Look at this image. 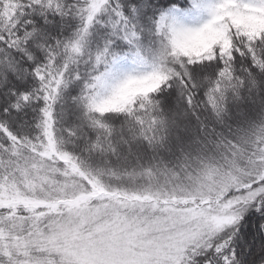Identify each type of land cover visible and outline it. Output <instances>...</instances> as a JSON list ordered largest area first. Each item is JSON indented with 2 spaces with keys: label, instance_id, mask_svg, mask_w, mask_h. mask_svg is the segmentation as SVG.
I'll return each mask as SVG.
<instances>
[{
  "label": "snow or ice",
  "instance_id": "6c2138e0",
  "mask_svg": "<svg viewBox=\"0 0 264 264\" xmlns=\"http://www.w3.org/2000/svg\"><path fill=\"white\" fill-rule=\"evenodd\" d=\"M0 264H264V0H0Z\"/></svg>",
  "mask_w": 264,
  "mask_h": 264
}]
</instances>
